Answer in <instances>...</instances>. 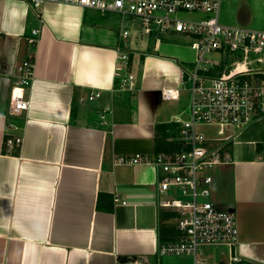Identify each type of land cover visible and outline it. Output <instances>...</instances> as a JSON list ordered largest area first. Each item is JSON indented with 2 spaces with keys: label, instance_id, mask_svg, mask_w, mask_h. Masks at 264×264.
I'll return each mask as SVG.
<instances>
[{
  "label": "crops",
  "instance_id": "1",
  "mask_svg": "<svg viewBox=\"0 0 264 264\" xmlns=\"http://www.w3.org/2000/svg\"><path fill=\"white\" fill-rule=\"evenodd\" d=\"M43 18L30 108L12 118L11 73L27 54L24 44L17 53L18 39L40 23L27 3L0 0V264H189L190 256L158 258L161 237L175 222L165 219L168 195L156 169L115 159L174 151L189 137L180 135L191 100L181 63L195 53L187 45L188 61L178 56L181 44L134 42L137 91L118 92L120 17L48 2ZM219 21L264 32V0H221ZM164 89L179 98L165 100ZM97 91L99 98L80 101ZM196 133L224 159L208 171L211 199L236 214L238 264H264V116L241 130L202 125ZM15 137L22 145L9 147ZM205 247L201 264H230L229 249L218 261Z\"/></svg>",
  "mask_w": 264,
  "mask_h": 264
},
{
  "label": "built area",
  "instance_id": "2",
  "mask_svg": "<svg viewBox=\"0 0 264 264\" xmlns=\"http://www.w3.org/2000/svg\"><path fill=\"white\" fill-rule=\"evenodd\" d=\"M29 6L40 23L30 34L18 39L17 53L27 47L26 56L16 61L11 73L9 116L19 117L30 108L27 91L35 70V51L44 25L43 7L48 2L76 5L121 19L115 79L118 92L132 95L137 91V77L132 69L136 42L154 41L177 36L195 53V59L181 63L182 84L190 92L189 119L181 123L180 135L189 137L181 147L155 155L119 156L116 165L146 164L157 171L158 187L168 198L161 207L174 215L175 236L160 241L158 258L190 256L189 264H201L198 251L202 246H225L230 264L242 261L236 252L239 228L233 211L213 203V177L208 171L224 163L218 147L196 133L198 126H232L245 128L264 116V32L241 27H226L219 21L221 0H20ZM203 17L186 19L182 15ZM6 71L0 69V74ZM101 96L92 92L81 102ZM165 100H176L179 91L164 89ZM101 121L108 125L106 115ZM9 147L21 146L22 137L8 138ZM118 202L119 199L116 198ZM125 203V202H123ZM140 264V263H136Z\"/></svg>",
  "mask_w": 264,
  "mask_h": 264
},
{
  "label": "rangeland",
  "instance_id": "3",
  "mask_svg": "<svg viewBox=\"0 0 264 264\" xmlns=\"http://www.w3.org/2000/svg\"><path fill=\"white\" fill-rule=\"evenodd\" d=\"M113 15H115V14H113ZM195 15H197V14H185V15H182V17L183 18H186V19H197L198 17H196ZM118 18H119V16L118 15H116ZM120 19V18H119ZM170 38V37H169ZM176 38V39H175ZM174 39L173 38H170V39H167V38H163L164 39V41H166V42H175V43H178V44H181V47H184V48H181L182 50H178V52H179V57L180 58H182V59H185V60H192L193 59V54L190 52V50H188L186 47H187V43L184 41V40H182V39H180L179 37H175ZM175 53H176V51H175ZM191 63V62H190ZM185 90H187V88L186 87H183ZM215 130V129H214ZM206 249H207V252H210V251H216V253H217V255H218V257H217V260L219 261L220 259V257H219V251H223V252H225V251H227L228 250V248L226 247H218V246H216V247H214V246H206L205 247ZM216 255V256H217ZM166 258V257H165ZM168 260H175V258H168Z\"/></svg>",
  "mask_w": 264,
  "mask_h": 264
},
{
  "label": "trees",
  "instance_id": "4",
  "mask_svg": "<svg viewBox=\"0 0 264 264\" xmlns=\"http://www.w3.org/2000/svg\"><path fill=\"white\" fill-rule=\"evenodd\" d=\"M165 143V142H164ZM167 143L164 144L166 146ZM174 215L172 213H169L165 219L167 220H173ZM175 236V228L167 230L161 237V241H169L173 239Z\"/></svg>",
  "mask_w": 264,
  "mask_h": 264
}]
</instances>
